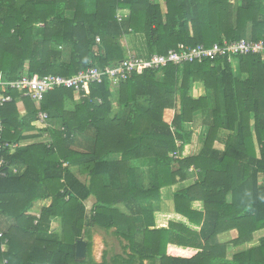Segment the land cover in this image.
Returning a JSON list of instances; mask_svg holds the SVG:
<instances>
[{
	"label": "trees",
	"instance_id": "16d2710c",
	"mask_svg": "<svg viewBox=\"0 0 264 264\" xmlns=\"http://www.w3.org/2000/svg\"><path fill=\"white\" fill-rule=\"evenodd\" d=\"M126 36L140 38L136 54L147 56L178 44L257 40L264 0H0V76L104 68L127 56ZM232 62L133 73L116 99L108 81L89 85L87 98L54 89L39 106L8 90L0 138L18 146L4 153L0 178V222H9L0 223V264H264V236L255 237L264 230V59ZM192 82L203 84V96L189 94ZM39 110L48 114L47 136L27 141ZM196 120L206 126L203 147L183 157ZM166 198L172 215L161 212ZM94 227L112 230L122 251L94 261ZM229 230L236 236L219 242Z\"/></svg>",
	"mask_w": 264,
	"mask_h": 264
},
{
	"label": "built area",
	"instance_id": "2783aa9c",
	"mask_svg": "<svg viewBox=\"0 0 264 264\" xmlns=\"http://www.w3.org/2000/svg\"><path fill=\"white\" fill-rule=\"evenodd\" d=\"M254 54L264 59V37L254 40L250 38H240L234 41H224L222 43H213L210 46L197 44L192 47H186L178 44L177 48L169 49L166 53H153L151 55H139L128 51L127 56L113 65L99 68L96 66L88 67L72 76L63 75H29L22 74L19 78L8 80L0 76V107L12 101V96L7 94L10 89L17 90L23 96L29 97L37 106L44 95L58 88H69L76 91H82L83 97L88 95L84 92L91 84H100L108 81L110 87L120 82L126 81L133 73H142L145 70L161 69L168 64L183 65L187 62H203L206 59L215 57H226L232 62L236 55ZM98 101H100L98 99ZM48 114L45 111L37 112L35 127L36 133L47 136L43 130L47 126ZM3 124L0 115V133ZM17 143L4 142L0 138V178L7 175V159L5 154H11L15 151ZM65 166L66 163L63 162ZM15 172V170L13 169ZM1 234V233H0ZM6 262V261H5Z\"/></svg>",
	"mask_w": 264,
	"mask_h": 264
},
{
	"label": "crops",
	"instance_id": "0c3cea01",
	"mask_svg": "<svg viewBox=\"0 0 264 264\" xmlns=\"http://www.w3.org/2000/svg\"><path fill=\"white\" fill-rule=\"evenodd\" d=\"M128 48V47H127ZM128 51H130V50H128ZM232 63H234V62H232ZM235 64V63H234ZM233 64V66H234V68L235 69H237V66H236V64L234 65ZM243 76H245V74H243ZM163 79V73L162 72H159L158 74H157V80H162ZM119 83L118 84H115V85H113L112 87H110V89H111V91H112V93H113V97H114V99H116L117 98V91L119 90ZM189 94L193 97V98H198V97H200V96H203L204 94H205V91H204V86H203V84L201 83V82H192L191 84H190V90H189ZM114 107H116V105H114ZM21 110H20V112H21V114H25V110L23 109V108H20ZM197 123L196 124H194V123H190V124H188L187 125V128L188 129H191V130H193V137H192V142L190 143V144H188V145H186L185 147H184V150H183V153H182V155H183V157H185V156H188V155H190V154H196V153H198L201 149H202V147H203V142H204V136H205V134H206V126H204V125H201L198 121H196ZM31 126H33L31 129H29V130H26V132H25V134L29 137L28 139H27V141H31V140H33L34 138H32L33 136H36L35 134H39V133H36V131H37V129L38 128H36V127H34L35 126V124H34V122L32 121L31 122ZM199 128V129H198ZM198 130H200L199 132H198ZM199 133V134H198ZM40 135V134H39ZM40 139H42L43 141L45 140V136H43V135H40V137H39ZM215 147L216 148H218L219 150H221L222 149V147H223V145L220 143V142H218V141H216V143H215ZM142 166V165H141ZM148 165L146 164V167H147ZM148 168V167H147ZM14 170L15 171H17V168H14ZM147 174V173H146ZM168 200V201H167ZM50 202V199H45V200H43L42 201V203H44L43 205H47L48 203ZM87 202L89 203V205H86V208L89 206V210L91 209V207H92V205H93V203L95 202V199H94V197L93 196H91V197H89L88 199H87ZM165 202V204L167 205V206H169V209L168 210H171V211H173V203H172V201H171V199H164L163 200V203ZM162 202H161V205L163 204ZM36 204H38V203H36ZM41 204V203H40ZM42 205V206H43ZM117 207H119L120 208V210L121 211H123V212H126V213H128V211H127V209L122 205V204H118V205H116ZM160 208H162V207H160ZM87 210H88V208H87ZM88 210V211H89ZM1 224H5V225H8L9 224V222H8V220L7 219H2L1 220V222H0ZM56 225H53V228H56L55 227ZM5 227V226H4ZM95 229H99V228H96V227H94L93 229H92V233L94 232V230ZM110 231H112V230H110ZM236 236V231L235 230H229V231H226V232H223V233H220L219 235H218V240H219V242H227V241H229V240H231L232 238H234ZM264 236V230H260V231H258V232H256L255 233V237H256V239H258L259 240V238H261V237H263ZM108 253V252H107ZM106 253V254H107ZM113 253V252H112ZM111 253V254H112ZM104 254H105V252H104ZM110 254V255H111ZM110 255H108V257H110ZM107 256V255H106ZM107 257V258H108Z\"/></svg>",
	"mask_w": 264,
	"mask_h": 264
},
{
	"label": "rangeland",
	"instance_id": "374dc122",
	"mask_svg": "<svg viewBox=\"0 0 264 264\" xmlns=\"http://www.w3.org/2000/svg\"><path fill=\"white\" fill-rule=\"evenodd\" d=\"M154 1H161V3H163V0H154ZM140 41H142L140 38H136V37L134 38L132 36H126V37H123V39H122L123 44L125 46H127L128 47V50H130L133 53H136L137 45L139 44ZM196 121L194 122V124L197 123ZM199 131L200 130H198V132ZM83 178L84 177H82V179ZM186 184L187 183L185 182V185ZM162 203H163V201H162ZM43 204L44 203H42V202H38V204H36L35 207L38 209ZM85 204L86 205H89V203L87 202V200L85 201ZM160 207H162L161 208V210H162L161 212H163L165 214L166 213H168V214H171L172 213L171 210H168L169 209V206H167L165 204V202L162 205L160 204ZM87 208L89 210V206ZM4 226H5V224H1V227H4ZM121 242L123 244V241H121ZM91 246H92L91 247V256H92L93 260L96 261V262H101L102 261L103 253L106 252V251L108 252L106 254L107 257L112 252L113 253H118V252L120 253L122 251L121 245L119 243V239L112 233V231H105L103 229H95L94 230V232L92 233V245Z\"/></svg>",
	"mask_w": 264,
	"mask_h": 264
},
{
	"label": "water",
	"instance_id": "95a60500",
	"mask_svg": "<svg viewBox=\"0 0 264 264\" xmlns=\"http://www.w3.org/2000/svg\"><path fill=\"white\" fill-rule=\"evenodd\" d=\"M86 256V242L83 239H79L76 243L75 258L77 260L84 259Z\"/></svg>",
	"mask_w": 264,
	"mask_h": 264
}]
</instances>
